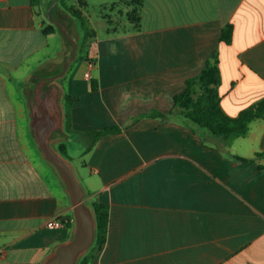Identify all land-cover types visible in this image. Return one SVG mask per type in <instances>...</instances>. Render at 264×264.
<instances>
[{
    "label": "crops",
    "instance_id": "0c3cea01",
    "mask_svg": "<svg viewBox=\"0 0 264 264\" xmlns=\"http://www.w3.org/2000/svg\"><path fill=\"white\" fill-rule=\"evenodd\" d=\"M54 2L39 14L32 0H0V264H40L71 234L66 224L47 227L72 211L29 135L23 94L28 74L53 57L42 21L47 7L56 19ZM141 3L138 29L126 11L132 28L111 16L116 27L95 32L63 79L76 99L73 139L86 146L80 133L121 129L84 155L98 178L84 183L88 200L109 205L106 242L91 264H264V157L252 159L264 151V119L226 145L180 117L151 115L172 111L214 56L228 116L264 98V0Z\"/></svg>",
    "mask_w": 264,
    "mask_h": 264
},
{
    "label": "water",
    "instance_id": "95a60500",
    "mask_svg": "<svg viewBox=\"0 0 264 264\" xmlns=\"http://www.w3.org/2000/svg\"><path fill=\"white\" fill-rule=\"evenodd\" d=\"M53 6L56 19L51 18L49 7L46 12L61 38L60 48L54 57L44 60L28 74L23 83V94L29 135L42 161L53 170L63 188L71 206L72 228L69 238L54 246L40 264H80L96 241V214L73 162L58 150L57 145L69 142L62 80L79 57L82 35L78 20L60 6L59 0H55Z\"/></svg>",
    "mask_w": 264,
    "mask_h": 264
},
{
    "label": "trees",
    "instance_id": "16d2710c",
    "mask_svg": "<svg viewBox=\"0 0 264 264\" xmlns=\"http://www.w3.org/2000/svg\"><path fill=\"white\" fill-rule=\"evenodd\" d=\"M44 1L45 0H32V6L36 8V11L39 14ZM67 1L68 0H59V4L78 20L79 26L83 31V39L81 42L85 44L89 42V39L95 38V31L91 27L88 18L83 11L85 0H77L79 6L69 5ZM119 4L128 8L124 13V17L128 22L133 24L136 29H138L140 27L141 0H118L111 4L110 9L114 10ZM45 17L46 13L43 11V18ZM42 23V31L45 35L56 33V26L50 23L49 20L47 21L46 19H43ZM231 37L232 28L228 25L222 29L221 40L225 43H230ZM78 58H82V55H79ZM220 83L221 72L219 60L217 56H214L212 60L206 62L204 69L199 75L186 80L184 91L173 98L174 108L172 111L166 114L154 112L151 115L161 118L174 116L180 117L191 125H194L196 128L205 130L213 138L221 139L226 145H231L234 140L245 137L248 134L250 125L253 122L264 119V98L243 110L238 117H230L223 111L221 106V96L218 91ZM93 88H95V85H93ZM75 102L76 99L74 97L70 94H65V129L70 135V142L57 145L58 150L72 162L74 158L68 155V148H70L72 154L75 156L82 157L95 146L100 138L106 134L117 133L121 130L118 127L112 126L107 127L102 131H95L86 134L80 133L90 139V142L84 146L82 140L76 141L72 137L73 131L69 121ZM74 143L78 144L74 145ZM259 157H264V151L256 153L252 159ZM234 158L246 161L244 158ZM88 201L93 206L96 214L97 237L95 244L81 259L80 264L92 263L105 244L108 232L109 205L93 198ZM64 219L67 221L66 226L71 229L72 215L70 214L69 216L64 217Z\"/></svg>",
    "mask_w": 264,
    "mask_h": 264
},
{
    "label": "rangeland",
    "instance_id": "374dc122",
    "mask_svg": "<svg viewBox=\"0 0 264 264\" xmlns=\"http://www.w3.org/2000/svg\"><path fill=\"white\" fill-rule=\"evenodd\" d=\"M118 0H86L85 4L83 5V11L88 18V21L93 28V30L97 33L98 36L100 37H105L106 36V30L109 29H114L116 26L114 24H118L116 21H118L120 24L117 26L118 29H121L122 27H130L132 28L131 24H129L127 21L123 19L122 16H120V12L122 11L123 13L127 11V8L124 5H117L114 10L110 9V6L112 3L117 2ZM67 3L69 5H74V6H79L77 0H68ZM51 18L54 19V12L50 14ZM110 16V17H107ZM112 16V21H114V24H109L107 22L108 18H111ZM48 21L47 13L46 17L43 18ZM78 28L79 31L81 32V41L83 39V31L81 30L79 23H78ZM92 39H89V42H91ZM49 44H50V49H49V54L51 56H55L59 46H58V36L56 34H53L49 36ZM84 46V43L81 42L79 46V55L82 53V48ZM76 62V61H75ZM64 80H62L63 83ZM28 120V119H27ZM28 124V123H27ZM70 136V135H69ZM70 142V141H69ZM68 142V143H69ZM69 147V146H68ZM38 151V150H37ZM68 155L73 159V165L75 168V171L80 178V181L84 183H89V184H95L98 185V178L97 176H94L90 173V169L87 166H83L82 164L86 160L85 156L79 158L78 156H75L72 154L70 148H68ZM39 153V152H38ZM85 185V184H84Z\"/></svg>",
    "mask_w": 264,
    "mask_h": 264
},
{
    "label": "built area",
    "instance_id": "2783aa9c",
    "mask_svg": "<svg viewBox=\"0 0 264 264\" xmlns=\"http://www.w3.org/2000/svg\"><path fill=\"white\" fill-rule=\"evenodd\" d=\"M85 77H87V78H89L90 76H89V74L88 73H86L85 74ZM66 220H64V221H51V222H48L47 223V227L49 228V229H53V230H55V229H59V228H61L64 224H66Z\"/></svg>",
    "mask_w": 264,
    "mask_h": 264
},
{
    "label": "flooded vegetation",
    "instance_id": "af4514ba",
    "mask_svg": "<svg viewBox=\"0 0 264 264\" xmlns=\"http://www.w3.org/2000/svg\"><path fill=\"white\" fill-rule=\"evenodd\" d=\"M47 13V12H46Z\"/></svg>",
    "mask_w": 264,
    "mask_h": 264
}]
</instances>
